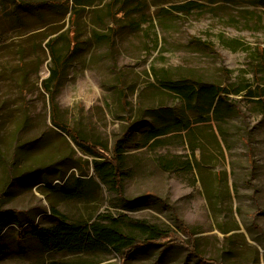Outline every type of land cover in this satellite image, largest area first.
<instances>
[{"label": "rangeland", "instance_id": "1", "mask_svg": "<svg viewBox=\"0 0 264 264\" xmlns=\"http://www.w3.org/2000/svg\"><path fill=\"white\" fill-rule=\"evenodd\" d=\"M79 1L0 0V209L14 210L22 224L3 231L0 264H264L259 105L230 95L241 99L244 123L229 103L207 113L201 99L189 103L175 90L263 84L264 4ZM190 1L198 6L175 9ZM52 42L63 60L47 89ZM168 124L169 133L144 144L150 126ZM135 128L121 153L116 192L75 138L116 156L118 141ZM244 130L251 135L249 158ZM77 179L75 197L58 188ZM54 209L70 223L109 216L123 226H159L169 238L142 244L125 260L112 249L47 251L31 232L33 224H57Z\"/></svg>", "mask_w": 264, "mask_h": 264}, {"label": "trees", "instance_id": "2", "mask_svg": "<svg viewBox=\"0 0 264 264\" xmlns=\"http://www.w3.org/2000/svg\"><path fill=\"white\" fill-rule=\"evenodd\" d=\"M229 1V0H225ZM259 3L264 4V0H258ZM77 4L81 5V2L77 0ZM198 4L195 1H190L186 4L179 5L175 7L178 12H189L190 10L197 7ZM73 46V45H71ZM47 48L49 49L52 60L55 63V69L51 71V76L48 80L44 81L45 88L49 89L48 83L53 82L55 79L60 77L62 57L57 56V52L52 43H48ZM75 48H70L68 51V56L75 52ZM264 52V51H262ZM257 80H259L257 78ZM176 92L180 93L184 100L191 103L196 98L203 101L204 104L208 105L207 113H210L213 109L214 112L218 111L221 105L230 104L236 108L237 113L242 117L244 123L246 117L242 114L240 110L241 99L232 98L230 95L236 96H246L250 101L259 105V112L264 115V80L263 84L257 81L255 84H242L236 85L231 84L228 86L223 85H213L205 88H198L197 86L184 85L175 89ZM162 112L168 113L165 108L161 109ZM156 117H161L159 115L160 111H150ZM170 112V111H169ZM158 114V115H157ZM209 119V118H208ZM53 124L55 127L60 129L62 132L67 133V128L63 127L55 118H53ZM169 124L165 127L150 126L147 131V137L144 144L149 143L152 140H157V138L166 135L171 131L169 129ZM138 128V127H137ZM132 129L131 133L121 141H118L116 148V156H109L108 153L98 149L94 145L88 144L86 141L79 140L75 138V141L86 148L89 154L93 155L97 159L93 160V169L98 174L100 180L109 185L116 192L121 190V180L123 179V174L120 170V163L123 160V148L125 144H130L133 141L134 131L138 129ZM188 128V124L185 125ZM251 135L244 130L242 135V141L247 148L248 154H250L252 148L250 146ZM249 158V156H248ZM251 170L254 171V161L249 160ZM81 179L76 180V185L69 186L68 184L62 185L60 190L67 197H75L80 192ZM60 221L51 227H41L33 224L32 235L40 243V245L47 251H68L73 254L81 253L84 251H95L100 249H112L116 253H121L124 256V260L131 254V252L136 249V247L142 244H151L162 238H169V232L160 228L159 226L139 223L124 225L118 218L112 217H100L97 221L86 223V222H75L70 223L65 216L60 215L55 209ZM9 225L22 226L20 218L17 213L11 209H0V255L4 254L5 246L2 243L3 231ZM184 229H186L184 227ZM143 239V241H141ZM45 264V263H42ZM47 264H85V263H72L67 261H56L52 260ZM198 264H221L214 262L212 260L203 259Z\"/></svg>", "mask_w": 264, "mask_h": 264}]
</instances>
